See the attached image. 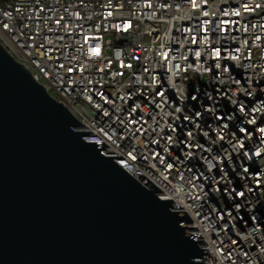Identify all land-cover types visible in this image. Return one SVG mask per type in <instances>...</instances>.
Listing matches in <instances>:
<instances>
[{"label":"built area","instance_id":"obj_1","mask_svg":"<svg viewBox=\"0 0 264 264\" xmlns=\"http://www.w3.org/2000/svg\"><path fill=\"white\" fill-rule=\"evenodd\" d=\"M89 39H98V54H89ZM0 43L83 125L75 131L92 132L83 136L86 142L105 143L101 154L123 157L112 159L188 214L191 221L182 225L196 227L187 232L205 241L199 242L208 249L205 264L264 262L240 258L252 244L234 250L236 235L204 234L206 220L223 215L229 192L211 188V167L219 165L198 162L201 150L213 149L209 122L236 128L242 118L257 117L262 129L248 145L231 142L233 161L220 167L235 171L234 154H248L264 183V0H15L10 18H1L0 9ZM128 57L141 61L138 75L123 71ZM114 101L121 109L106 112L105 102ZM88 102H97V111L88 110ZM128 118H136L140 130L128 128ZM162 162L181 166V174L160 181ZM147 164L156 172H147ZM200 202L218 203V211L198 215ZM253 204L264 208V202ZM210 237H219L222 254L210 252Z\"/></svg>","mask_w":264,"mask_h":264},{"label":"water","instance_id":"obj_2","mask_svg":"<svg viewBox=\"0 0 264 264\" xmlns=\"http://www.w3.org/2000/svg\"><path fill=\"white\" fill-rule=\"evenodd\" d=\"M79 126L0 43V264H205L188 214Z\"/></svg>","mask_w":264,"mask_h":264},{"label":"bare ground","instance_id":"obj_3","mask_svg":"<svg viewBox=\"0 0 264 264\" xmlns=\"http://www.w3.org/2000/svg\"><path fill=\"white\" fill-rule=\"evenodd\" d=\"M25 2V0H18ZM15 0H0L1 18H10ZM23 39H32V32H23ZM98 39H89V54H98ZM123 71L126 75H138L141 72V61L137 57H128L123 61ZM217 77H225V70H217ZM69 107H78V100H69ZM106 112L117 113L121 109V101L105 102ZM88 110L97 111V102H88ZM134 116H142V109H134ZM128 128L140 130V123L136 118H128ZM262 129V121L257 117H244L239 126H218V122H209V130L212 131L210 145L213 149H203L198 154V162L211 167V188L216 193H226L223 215H215L218 211V203L200 202L197 204L198 215H215L206 220L204 234L227 236L236 235L237 241H231V248L243 250L245 245H251L252 249L240 251V258L262 259L264 249L261 247V239L264 238V208H257L254 202H264V183L262 170L253 168V163L248 162V154H234L235 171L226 166L233 161V149L231 142L237 146H245L252 140V135ZM264 158V151H261ZM120 166V162L113 160ZM147 172H156V165L147 164ZM181 166L171 165L170 162H162V171H157V179L163 182H172V175H180ZM135 178V176H132ZM247 184V185H244ZM161 199L170 200L167 195H160ZM179 211L178 208H173ZM263 218V221L260 220ZM209 249L213 254H222V245H219V237H210ZM261 264H264L262 262Z\"/></svg>","mask_w":264,"mask_h":264}]
</instances>
